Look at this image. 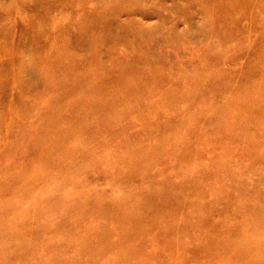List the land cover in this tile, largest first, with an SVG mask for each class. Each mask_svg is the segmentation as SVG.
I'll use <instances>...</instances> for the list:
<instances>
[{"label":"rangeland","instance_id":"rangeland-1","mask_svg":"<svg viewBox=\"0 0 264 264\" xmlns=\"http://www.w3.org/2000/svg\"><path fill=\"white\" fill-rule=\"evenodd\" d=\"M50 1L0 0V264H264V0Z\"/></svg>","mask_w":264,"mask_h":264},{"label":"bare ground","instance_id":"bare-ground-1","mask_svg":"<svg viewBox=\"0 0 264 264\" xmlns=\"http://www.w3.org/2000/svg\"><path fill=\"white\" fill-rule=\"evenodd\" d=\"M24 1H26V0H24ZM28 1H35L36 2V4H32L31 2H28V3H26L25 5L26 6H28V7H30V6H32L31 7V10H32V12H38L39 11V8L40 7H43L46 3H44V4H42V2H45L46 0H28ZM47 1H49L50 3H51V1L50 0H47ZM64 1H66V0H64ZM76 1V3L78 4V5H81V3L83 2V0H75ZM23 2V1H22ZM48 2V3H49ZM63 2V0H59V3L61 4ZM103 2V1H102ZM97 3V2H96ZM98 3H101V2H99L98 1ZM60 4L57 6V7H59L60 6ZM117 5V4H116ZM54 5H53V3L51 4V7H50V9H49V11L48 12H50V10L52 9V7H53ZM42 15V14H41ZM34 17V16H33ZM105 18V17H104ZM41 21V20H40ZM39 21V22H40ZM96 22V21H95ZM38 23V22H37ZM36 26V25H35ZM39 26H40V24H39ZM44 28V27H43ZM46 28V27H45ZM37 29H38V27H37ZM36 29V30H37ZM39 31V30H38ZM50 33V32H49ZM52 33V32H51ZM130 35V34H129ZM57 37V36H56ZM112 39H114V38H112ZM55 44V43H54ZM118 46V45H117ZM85 196V195H84ZM2 208H4V207H2Z\"/></svg>","mask_w":264,"mask_h":264}]
</instances>
